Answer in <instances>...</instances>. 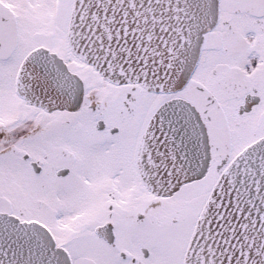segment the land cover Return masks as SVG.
Listing matches in <instances>:
<instances>
[{
  "label": "snow or ice",
  "instance_id": "obj_1",
  "mask_svg": "<svg viewBox=\"0 0 264 264\" xmlns=\"http://www.w3.org/2000/svg\"><path fill=\"white\" fill-rule=\"evenodd\" d=\"M0 264H264V0H0Z\"/></svg>",
  "mask_w": 264,
  "mask_h": 264
}]
</instances>
